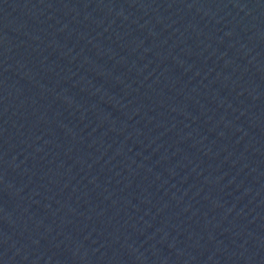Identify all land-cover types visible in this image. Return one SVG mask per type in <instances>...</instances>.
I'll use <instances>...</instances> for the list:
<instances>
[{"label":"water","instance_id":"95a60500","mask_svg":"<svg viewBox=\"0 0 264 264\" xmlns=\"http://www.w3.org/2000/svg\"><path fill=\"white\" fill-rule=\"evenodd\" d=\"M0 264H264V0H0Z\"/></svg>","mask_w":264,"mask_h":264}]
</instances>
